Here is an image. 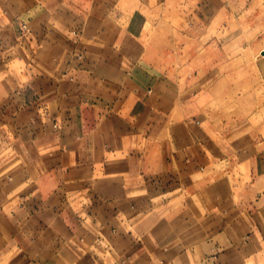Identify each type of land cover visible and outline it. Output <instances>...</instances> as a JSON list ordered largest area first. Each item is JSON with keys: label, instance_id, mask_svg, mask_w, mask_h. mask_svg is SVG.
<instances>
[{"label": "crops", "instance_id": "0c3cea01", "mask_svg": "<svg viewBox=\"0 0 264 264\" xmlns=\"http://www.w3.org/2000/svg\"><path fill=\"white\" fill-rule=\"evenodd\" d=\"M257 2L0 0V264H264Z\"/></svg>", "mask_w": 264, "mask_h": 264}, {"label": "rangeland", "instance_id": "374dc122", "mask_svg": "<svg viewBox=\"0 0 264 264\" xmlns=\"http://www.w3.org/2000/svg\"><path fill=\"white\" fill-rule=\"evenodd\" d=\"M252 5V3H250ZM258 5L256 10L253 9H244L242 11H239L238 14L242 21H244L243 30H244V55L245 57L249 54L248 51L252 50V45H258L254 48V52H258V49H264V9L262 8V4L258 3L255 4ZM184 13H187L186 10L183 11ZM182 11L179 12V19L180 21H183L182 18ZM181 16V17H180ZM234 28V27H233ZM242 28V27H239ZM231 31L230 26L228 27L227 33L230 34ZM255 35L254 41H252V36ZM235 48V45H234ZM235 92V91H234ZM259 98L261 102H264V89L262 87L259 89ZM257 94V96H258ZM241 96V93H240ZM243 97L244 100L251 101L252 97V91L251 90H244L243 91ZM260 115L261 117L264 116V105H260Z\"/></svg>", "mask_w": 264, "mask_h": 264}]
</instances>
